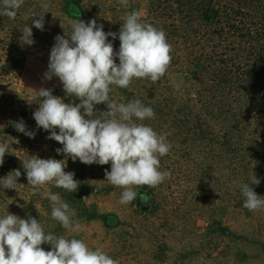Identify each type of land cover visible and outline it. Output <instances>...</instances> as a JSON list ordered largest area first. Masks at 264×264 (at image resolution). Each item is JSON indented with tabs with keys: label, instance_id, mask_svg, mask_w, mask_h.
<instances>
[{
	"label": "trees",
	"instance_id": "trees-1",
	"mask_svg": "<svg viewBox=\"0 0 264 264\" xmlns=\"http://www.w3.org/2000/svg\"><path fill=\"white\" fill-rule=\"evenodd\" d=\"M137 1L129 0L127 8L120 1L107 6L111 19L107 18V32L119 33L125 14L135 9ZM143 2L141 22L163 29L172 46L170 67L156 83L149 79H134L128 88L113 85L110 100L126 104L139 99L145 106L152 107L154 118L142 123L154 131L157 125H164L162 131L156 132L169 134L166 139L172 145L166 157L170 156L174 144H185L194 137H212L207 141L219 149L225 171L223 184H227L226 177L232 174L240 186L249 183L255 192L262 189L263 177L258 169L264 167V0ZM66 12L83 21L89 14L84 12L82 5L69 6ZM108 40L113 43L114 51H118V37L115 40L109 37ZM21 54L14 44L7 46L0 39V144L8 145L4 163L0 166V179L12 170L21 172L15 189H4L0 180V202L29 195L33 189L28 185L23 168V161L29 159L22 153L49 145L50 140L47 138L50 133L38 129L33 118L39 105L29 104L27 99L33 96L21 93L17 87ZM116 63H119L118 58ZM175 72L183 75V85L178 90L168 88V75ZM193 92L195 98L191 95ZM52 94L65 103L80 102L78 98L66 96L63 86L54 89ZM165 117L171 119V125ZM21 119L29 131H35L34 138L15 129L13 122ZM60 145L57 142L51 147L56 150ZM40 150H43L41 154L46 152ZM52 158L60 160L55 155ZM254 179L259 181L258 185L251 183ZM165 181L155 188L140 187L150 197L151 213L159 207L157 200L168 190L164 187ZM178 202L181 206L176 205L180 209L183 201ZM19 206L24 207L23 204ZM241 206L242 202L237 199L232 205L225 201L222 209L241 210ZM192 234L194 238L184 247L181 256L175 253L172 264H225L222 259L230 252L229 247L219 240L213 245L214 236L232 239V232L225 227H216Z\"/></svg>",
	"mask_w": 264,
	"mask_h": 264
},
{
	"label": "clouds",
	"instance_id": "clouds-1",
	"mask_svg": "<svg viewBox=\"0 0 264 264\" xmlns=\"http://www.w3.org/2000/svg\"><path fill=\"white\" fill-rule=\"evenodd\" d=\"M24 0H0V16L15 19L17 10ZM129 0H120L128 7ZM42 11L33 13V26L44 30V14L49 4H40ZM36 17H39L36 19ZM19 37L21 46L34 44L32 28L25 26ZM57 35L50 51L48 71L43 79L50 81L57 77L63 85L66 96L79 99V103H65L54 96L51 89L40 88L35 96L27 99L29 104L39 107L33 112L37 128L50 133L48 139L55 140L62 148L58 154L77 159L85 165L111 164V170H105V178L113 186L122 188L121 204L139 200L149 202L146 193L135 189L147 186L155 188L171 177L170 171L160 170V157L167 155L171 144L167 142V133L158 134L154 129L142 123L154 118V110L145 106L141 100L133 99L128 103L110 100V92L115 85L128 88L134 79H149L156 83L170 67L172 46L167 41L163 29L150 23L141 22L139 11L127 12L119 33L103 30L93 19L89 22L74 20L69 34ZM117 37L120 41L118 51L108 40ZM118 58L119 63H116ZM192 97L195 98V92ZM106 104V118H93L96 105ZM83 109V112L81 111ZM135 118V120H134ZM136 121H140L137 123ZM18 132L34 138L35 131H29L21 119L13 122ZM56 129L59 130L57 133ZM8 145L0 144V166L4 163ZM64 160L38 158L31 156L23 161L28 185L33 194L49 183L68 192H76L78 182L73 172H65ZM19 169L12 170L2 180L4 189H15ZM252 184H259L254 179ZM243 207L249 211L264 208V197H260L249 186L243 184ZM52 203V219L58 221L68 232H78L80 222L75 209L62 200L59 194L48 193ZM50 244L52 250L45 251L41 245ZM0 264H118L101 248H90L82 239L57 236L45 233L42 224L31 216L23 219L9 212L0 217Z\"/></svg>",
	"mask_w": 264,
	"mask_h": 264
},
{
	"label": "rangeland",
	"instance_id": "rangeland-1",
	"mask_svg": "<svg viewBox=\"0 0 264 264\" xmlns=\"http://www.w3.org/2000/svg\"><path fill=\"white\" fill-rule=\"evenodd\" d=\"M119 1L24 0L15 19L0 16V39L7 46L14 44L22 53L21 68L16 80L21 93L34 97L35 91L40 88L53 91L63 86L57 77L47 81L43 76L48 71L55 37L61 35L68 38L70 25L74 20H79L71 17L66 8L82 5L84 12L89 13L84 21L87 23L90 18L95 19L107 32V18L110 17L107 6ZM43 2L48 3L49 8L44 14V30L41 31L33 26L31 16L42 11L40 4ZM135 4L133 11H139L141 18L144 17L143 0H138ZM25 26L32 28V46H21L19 43ZM182 85L183 75L180 72L168 75V88L178 90ZM94 111L96 114L93 118H106L103 112L107 111V107L104 104L96 105ZM167 112L168 110L165 113ZM165 118L171 125V119ZM163 127L164 125H157L155 128L160 132ZM208 139L213 138L194 137L185 141V144H174L169 157H160V170L170 171L171 177L166 179L164 187L168 190L157 200L159 207L152 213L150 199L147 204L141 202L139 196L136 201L128 204L119 202L123 189L113 186L105 178V170H111L110 163L101 166L85 165L78 159L74 162L71 157L58 154L51 147L57 142L50 139L49 145L34 147L22 153V156L28 159L31 156L48 159L55 155L64 160L65 170L75 174L77 191L68 192L55 187L54 183L46 184L36 194L30 190L25 198L4 199L0 202L3 207L0 209V217L8 212L23 219L31 216L42 224L46 234L51 232L69 239H82L93 250L101 248L118 264H172L176 259L175 253L178 252L181 256L184 247L194 238L192 233L225 227L233 233L234 238H217L215 235L213 241V245L219 240L229 247L230 252L222 259L225 264H264V208L253 212L243 207L245 197L242 195V185H239L235 175L228 174L227 184H223L225 171L219 149L208 144ZM40 149H45L46 152L41 154L43 150ZM258 170L264 184V167ZM135 190L146 193L140 187ZM48 193L59 194L62 200L75 209L74 219L80 222L78 232H68L58 221L52 219L53 205L47 198ZM256 193L264 197V187ZM237 199L242 202L243 209H222L225 201L232 205ZM178 201H183L180 209L176 205L181 206ZM20 204L24 207H20ZM41 247L45 251L52 250L50 244Z\"/></svg>",
	"mask_w": 264,
	"mask_h": 264
}]
</instances>
